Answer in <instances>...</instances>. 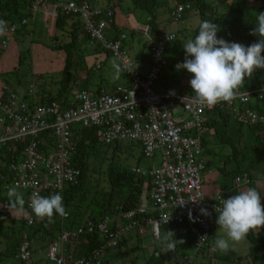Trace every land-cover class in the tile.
<instances>
[{
    "label": "built area",
    "instance_id": "built-area-1",
    "mask_svg": "<svg viewBox=\"0 0 264 264\" xmlns=\"http://www.w3.org/2000/svg\"><path fill=\"white\" fill-rule=\"evenodd\" d=\"M169 2L170 21L175 22L189 4L177 0ZM58 9L80 18L88 43L117 60L126 84L101 86L95 93L80 89L72 93L66 104L52 101L42 105L32 104L23 94L4 86L0 92V144L12 156L18 144L21 149L8 165L9 178L0 175L3 191L7 192L9 187L21 190L28 210H31L29 198L33 192L41 195L52 191L62 195L64 188L76 184L80 177L74 161L78 136L73 135V130L95 128L98 143L136 142L140 145L142 157L152 159L146 166L131 167L135 173L148 179L146 201L127 210L118 207L100 218L88 219L76 228L60 226L47 246L46 260L52 264H99L104 252L117 247L119 239L130 232L143 236L145 228L149 227L151 236L157 239L162 227L180 223L187 225L194 251L199 250L210 237L214 216L218 214L216 206L220 207L221 199L229 197L221 191L212 196L202 191L201 173L206 170L202 145L204 131L208 129L205 127L206 113L217 104L212 107L200 105L192 99L194 95L183 91L163 93L153 90L152 85L162 69L165 44L175 38L172 31L167 29L155 39L148 25L139 29L150 52L147 58L145 55L132 58L124 47L127 33L108 35L112 17L110 8L93 7L85 0H57L54 3L33 0L32 13L41 12L50 28ZM7 26L1 42L3 48L18 23ZM263 89L259 88L257 92ZM26 90L34 96L33 84H29ZM257 97L260 98L261 94L258 93ZM251 98V90L240 91L231 103L222 104L232 107L240 103L244 106L236 114L238 121L248 124L264 122V115L247 106ZM239 181L240 178L236 177L235 182ZM202 208L208 215L201 213ZM189 211L195 222L189 219ZM162 218L169 220L168 223ZM32 224L33 219L28 215L26 225ZM93 235L102 243L86 255L76 256L67 251L80 236ZM201 237L205 238L200 242ZM192 255L186 254L184 259L190 263ZM16 259L23 264H34L27 231L22 232Z\"/></svg>",
    "mask_w": 264,
    "mask_h": 264
},
{
    "label": "trees",
    "instance_id": "trees-1",
    "mask_svg": "<svg viewBox=\"0 0 264 264\" xmlns=\"http://www.w3.org/2000/svg\"><path fill=\"white\" fill-rule=\"evenodd\" d=\"M56 1L57 0H47L48 3H54ZM85 1L93 7H97L91 4V0ZM117 1L118 5H120L122 0ZM130 1L132 8H139L148 13L147 25L150 27L153 38L159 39L163 32L158 25L155 9L160 4L165 5L167 0ZM177 1L189 4V8L183 12L180 19L183 18L185 12L189 9H194L198 15V23L193 29L189 39H194L195 36L198 35L199 25L204 20L219 25L220 31L217 33V36L226 41L250 46L260 39L259 36H254L250 33L256 27L255 23L258 13L264 12V0H255L257 2L256 4H251L250 0H218L217 2L225 7V11L221 14L215 9L212 0ZM32 4L33 0H0V19L7 21V25L14 22L18 23L17 28L12 32V36L16 33H21V31L25 29L27 22L32 19ZM106 7L110 8L112 11L110 27L114 29V35L118 36V34L124 32V30L117 29L114 24V5H107L102 8ZM22 19L25 20V23H20ZM126 32L130 38L136 35H142L135 30ZM81 34L85 36L87 42L88 37L82 29L80 18L76 14L67 13L62 9H58L53 21L49 46L52 49L64 50L65 52L64 66L60 71L59 78L56 81L49 82L46 81L45 78H41V75H38L36 79L34 78V82L25 80L26 86L22 91L19 90L22 85V81L20 80H18L17 86L13 87H9L8 84L5 83L1 87V91H3L4 86H7L15 92L23 94L24 98L30 101V103L37 105L48 104L52 101L61 104L68 103L71 99L69 84L73 82L74 77L69 70L77 59L76 56H73L72 51L73 49L76 50L77 46H79ZM4 37L5 35L0 36V55L5 49L1 46ZM184 43L185 42L181 38L175 36L174 39L165 44L164 52L179 57L183 63L185 60ZM84 53L85 55L87 54L83 51V54ZM144 55L146 58L148 57V54ZM21 59L22 57L19 55L18 60L21 61ZM76 66L77 64L75 63V67ZM80 67L81 69L85 68L84 72L88 78L89 74L86 70V66L80 65ZM185 71L190 81L192 74L188 73L186 69ZM29 84H33L34 86V96L30 95L26 90ZM54 85L57 87H54ZM259 88H264V69L256 70L251 78L246 77L245 84L240 88L239 92L251 90L252 98L247 106L264 115V89L257 92ZM99 89L100 87H97L94 93ZM185 92L194 95L190 85L189 89ZM258 93L261 94L260 98L257 97ZM243 107L244 106L240 103H236L232 107H227L221 103L217 104L211 111L206 113L207 120L205 122V127L210 130V133L204 134L202 137V145L204 147L203 155L213 152L208 146L209 138L213 139L215 144L222 143L231 147L230 153L224 157L219 167L222 176H231L233 179V184L228 187L229 190L226 192L223 191L228 196L236 195L241 191L236 187V177H239L240 180L246 177V181L250 185L252 179L249 170L250 161L253 160V162H256V159H261L264 163V122L248 124L238 121L236 114L237 112H241ZM73 135L78 136V139L75 140L77 153L74 156V161L75 165L80 170V177L76 184L67 185L62 193L64 206L68 213L67 218L61 220L60 216L54 213L53 222H49L47 218H35L30 214L33 219V224L27 226V217L20 216L16 220L19 222L18 229L16 230L14 228L16 221L12 219V221L7 224V217L0 211V237L4 239V248L0 251V260H2L3 264H23L16 259L17 249L23 231H27L28 233L31 251L37 240L41 241L40 245L47 247L60 230V226L66 229L76 228L84 224L88 219L100 218L105 213L115 211L118 207L121 210L133 208L142 202L143 197L145 198L143 193L148 189V179L143 175L135 173L131 168L120 165L121 161H125L130 154V151L123 145V142H114L111 144L98 143L95 139V128H76L73 130ZM241 140L242 144L240 143L241 145H238ZM137 148L140 151V157H142L139 144H137ZM20 149L21 146L18 144L13 154L14 156H12L11 152L6 148L3 157L0 156V161L4 163V165L0 166V175H3L5 179H8L10 176L8 165L19 154ZM257 150H259V153H257ZM248 151L253 152L251 156L248 154ZM92 157L99 161H106L105 169L101 172L97 170L100 183L94 185L91 184L89 180L90 174L93 172L89 163V159ZM139 158L136 160V163L139 162ZM211 164L212 161L206 159L204 164L205 169H208ZM229 164H232L230 170L227 169ZM262 171L264 177V169ZM1 185L2 183L0 181V204L7 206L9 209L21 210L19 207L10 208L7 192L3 191ZM54 193L55 192L52 191H46L42 192L41 196L47 197ZM21 211L30 212L26 205V201ZM165 231H173L175 233L174 238L183 240L184 243L177 244L175 251L165 252L161 241V236ZM160 234L158 239L159 246L155 248V251L159 248L158 257L154 258L151 256L148 264H164V261L167 263L171 259V255L173 260L167 264H203L204 261L195 262L194 259L196 254H202L205 245L192 253L193 258L190 263L184 259V256L190 253L187 248L192 247V238L186 224L180 223L165 226L164 231L160 230ZM246 239L250 244L249 256L252 257V262L255 264H264V226L252 229L246 236ZM125 240V237L120 238L118 245L119 243H124ZM209 240L210 237L206 245ZM101 243V239L93 235L87 237L80 236L71 245L73 247L72 249H77L76 256H81L86 255L90 250L98 247ZM71 251L73 252V250ZM201 256L203 257L204 255ZM7 258H11V263H6L7 261H4ZM102 263L101 260L99 264ZM208 263L209 262L204 264Z\"/></svg>",
    "mask_w": 264,
    "mask_h": 264
},
{
    "label": "rangeland",
    "instance_id": "rangeland-1",
    "mask_svg": "<svg viewBox=\"0 0 264 264\" xmlns=\"http://www.w3.org/2000/svg\"><path fill=\"white\" fill-rule=\"evenodd\" d=\"M100 5H103L106 0H97ZM218 0H212L215 9L221 14L225 11V7L221 6ZM251 4H256L255 0H250ZM171 3L167 0L165 5L160 4L155 9L157 15V22L162 32L167 29L172 31L175 36L181 38L186 42L198 23V15L194 9H189L185 12L182 19L171 22L169 17V8ZM148 13L145 10L139 8H132L130 0H122L120 5L114 7V24L117 29L129 31L134 26H142L147 23ZM52 34V28H50L49 21H43L40 13L27 22L25 29L21 33H16L12 36L7 45L0 55V92L1 87L7 83L9 87L17 86L18 80L22 81L20 91L25 88V80L34 82L36 76L41 75V78H45L46 81H56L59 78L60 71L64 66L65 52L64 50H55L50 48L49 41ZM13 35V34H12ZM81 42L77 46L76 50L73 49V56H76V60L70 68V73L74 75L73 82L69 84L71 95L73 92L85 89L91 93L95 91L97 85L110 87L115 84L125 85V78L119 68L117 60L110 54L101 50L95 56L90 51V45L87 44L86 38L83 34L80 35ZM87 44V45H85ZM80 47V49H79ZM125 49L129 53L130 57L135 58L140 55L149 54L150 47L147 44V40L143 35H136L129 37L124 44ZM82 49V50H81ZM83 51L86 52L83 54ZM82 52V53H81ZM21 55V61L18 60V56ZM162 69L158 78L154 81L152 88L155 92L163 93H180L189 89L190 81L187 77L185 69L177 70L176 65L182 63L180 58L169 54L163 53L162 57ZM75 63L77 66L75 67ZM99 65V68H95V65ZM80 65L86 66L89 77L87 78L84 69H81ZM144 68L146 65L144 64ZM119 69V71H117ZM45 81V82H46ZM53 86V85H52ZM54 87H57L54 85ZM16 88V87H15ZM242 142L239 141L238 145ZM242 144V143H241ZM240 144V145H241ZM123 145L130 151V154L125 161H121L124 167H133L136 164L139 166H146L150 160L140 157V151L137 148L136 142H123ZM208 146L212 149L211 154L203 155L204 160L209 159L212 161L211 166L201 173L202 191L204 194L207 192V188L215 187L226 192L229 190V186L233 184L231 176H222L219 170L224 157L231 151V147L227 144L217 143L213 139L208 140ZM6 147L0 144V156L5 154ZM250 156L253 152L248 151ZM259 153V150H257ZM140 157V158H139ZM139 158V162L136 160ZM254 158V157H252ZM256 158V157H255ZM95 159V160H94ZM92 157L89 159L90 167L93 169L89 180L91 184H98L100 180L98 178V171H103L106 167V161H99ZM4 165L0 161V166ZM232 164L227 166V169H231ZM264 163L261 159H256V162L250 161V175L252 177L250 185L247 183V179L241 178L240 182H237L236 187L238 190H247L248 188H255L260 192L262 200H264V177L263 170ZM98 170V171H97ZM235 186V185H234ZM207 187V188H206ZM23 193L21 190L17 189ZM143 195H146L144 191ZM142 195V196H143ZM24 197V193H23ZM146 199L143 197L142 203H145ZM0 211L7 217V224L12 219L17 220L18 217H27L32 214L36 215L32 209L30 212H23L21 210L9 209L7 206L0 204ZM218 214L214 216V223L211 227L210 240L205 245L202 254L195 255V262L204 261L208 264H255L252 262V257L249 256L250 244L246 237L238 242L229 241V251L227 253L220 252L214 249V242L219 238H224L225 233L223 229H219L216 223ZM19 222L16 221L14 228L18 229ZM146 234L143 236L135 235V232H130L126 236V242L119 243V245L113 249H109L104 252L102 258V264H148L151 256L158 257L159 248L155 251V248L159 246V237L153 238L151 236L150 228L146 227ZM164 231V227L161 228ZM35 246L32 250V260L35 264H52L46 260V247L41 244V241H35ZM4 248V239L0 237V251ZM188 252L193 253L192 247L187 248ZM171 255V254H170ZM201 255H204L203 257ZM4 259V258H3ZM173 260L171 259L169 262ZM6 263H11V258H7ZM167 262V263H169ZM164 261V264H167ZM0 264L2 260H0ZM12 264V263H11ZM153 264V263H152Z\"/></svg>",
    "mask_w": 264,
    "mask_h": 264
},
{
    "label": "clouds",
    "instance_id": "clouds-1",
    "mask_svg": "<svg viewBox=\"0 0 264 264\" xmlns=\"http://www.w3.org/2000/svg\"><path fill=\"white\" fill-rule=\"evenodd\" d=\"M255 25L250 34L260 39L250 46L218 38L219 25L208 20L200 23L198 35L194 39L184 43L185 60L178 63L176 69H186L192 74L190 86L194 102L208 107L222 102L231 103L239 95L245 78H251L256 70L264 69V12L258 13ZM7 30V21L0 19V36H4ZM7 197L10 208L23 209V193L16 187H9ZM29 207L36 217L47 218L49 222H53L54 213L60 217L68 215L59 193L45 197L33 192L29 198ZM215 210L218 213L216 223L219 229L224 230L225 237L217 239L213 247L223 253L229 251V241H241L252 229L264 226V200L255 188L221 199L220 207L216 206ZM201 213L208 215L203 208ZM162 219L164 223L169 221ZM189 219L195 222L191 211ZM174 237L173 231H165L161 236L165 252L175 251L177 244L184 243ZM205 237H201L200 242Z\"/></svg>",
    "mask_w": 264,
    "mask_h": 264
},
{
    "label": "crops",
    "instance_id": "crops-1",
    "mask_svg": "<svg viewBox=\"0 0 264 264\" xmlns=\"http://www.w3.org/2000/svg\"><path fill=\"white\" fill-rule=\"evenodd\" d=\"M92 2H91V4L92 5H94V6H97V7H104V6H107V5H114V7L115 6H117L118 5V1L117 0H110V1H108V0H106V2L103 4V5H100L99 3H98V1L97 0H91ZM50 2V1H49ZM38 13H40L41 14V16H42V19H43V15H42V13L41 12H35L33 15H32V19L35 17V15L36 14H38ZM43 21H44V19H43ZM145 25H147V23L146 24H144V25H142V26H134V28H130V30H135L136 32H139L138 30L139 29H141V28H143ZM107 32H108V35H112L113 33H114V29L113 28H111L110 26L107 28ZM140 33V32H139ZM87 44H89V43H87ZM87 44H85V45H87ZM90 45V44H89ZM90 51L91 52H93V56H95L96 54H98V52H101V50L98 48V47H95V46H92V45H90ZM98 65V64H97ZM96 66V65H95ZM125 78V77H124ZM125 80V84H126V79H124ZM122 85V84H121ZM97 87H101V85H97ZM97 87L95 88V89H97ZM103 87V86H102ZM105 87V86H104ZM208 133H210V130L209 129H207V130H205L204 131V134H208ZM207 188V187H206ZM207 191V193L205 194V195H207V196H212L214 193H216V192H219V191H221V192H223L222 190H220V188H215V187H211L210 189L209 188H207L206 189ZM125 238H126V236H124ZM127 237H129V236H127ZM68 248V247H67ZM46 249H47V247H46ZM71 250H73V253H75L76 254V251H77V249L75 248V250L74 249H72L71 248V246H69V248L67 249V251L68 252H70ZM46 258V257H45Z\"/></svg>",
    "mask_w": 264,
    "mask_h": 264
}]
</instances>
